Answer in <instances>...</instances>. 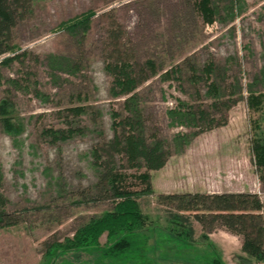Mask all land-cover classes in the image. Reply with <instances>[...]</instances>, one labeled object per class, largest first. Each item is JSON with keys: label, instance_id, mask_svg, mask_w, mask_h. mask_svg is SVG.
<instances>
[{"label": "rangeland", "instance_id": "374dc122", "mask_svg": "<svg viewBox=\"0 0 264 264\" xmlns=\"http://www.w3.org/2000/svg\"><path fill=\"white\" fill-rule=\"evenodd\" d=\"M211 2L220 11L213 23L204 21L196 0H33L31 13L13 30V50L0 57V106L10 104L19 130H6L0 115V210L20 221L0 228V264H51L48 245L73 237L113 207L96 201L102 192L94 153L120 132L116 123L133 115L124 107L127 97L114 95L105 69L111 15L135 59L156 65V75L136 91L146 140L161 141L170 154L150 172L153 193L138 198L151 222L166 227L168 210L157 204L161 194L250 192L264 205L251 151L252 139L264 137V104L258 111L248 106L251 93L264 95V0ZM89 12L94 16L87 32L63 29ZM210 59L226 70L224 90L237 102L225 125L194 135L198 129L175 112L180 104L212 102L202 76ZM77 107L83 114L70 113ZM55 131L67 138L51 136ZM115 164L123 188L144 189L139 176L145 168L121 154ZM194 228L193 244L156 231L140 263L205 264L217 256L241 264L240 237L216 229L206 244L201 226ZM92 258L68 260L85 264Z\"/></svg>", "mask_w": 264, "mask_h": 264}, {"label": "trees", "instance_id": "16d2710c", "mask_svg": "<svg viewBox=\"0 0 264 264\" xmlns=\"http://www.w3.org/2000/svg\"><path fill=\"white\" fill-rule=\"evenodd\" d=\"M33 0H0V57L11 52L13 46V30L31 13ZM197 8L206 23H213L220 11L211 0H196ZM233 12V8H226ZM234 15V14H233ZM94 13H88L63 24L66 31L83 30L90 28ZM107 30L105 69L113 81L114 95L127 97L124 107L131 116L125 117L116 123L115 138L106 146L95 150L96 164L101 172L96 185L102 195L96 201H111L112 209L105 211L98 217L90 219L81 226L71 238L64 242H54L47 246V254L51 264L61 259V264H78L68 260L70 255L78 258H90L82 261L85 264H141V258L149 248V240L155 232H161L171 241L182 240L193 244L195 240L194 223L202 228L200 236L203 243L209 242V236L216 229L242 239L241 264H255L264 262V205L257 194L241 193H184L161 194L157 196V204L168 210L166 227L159 228L153 224L150 217L142 210L138 198L143 194H152L150 172L160 170L166 163L169 152L161 141L149 143L143 132L141 112L138 109L137 93L140 86L156 75V65L153 61L140 63L123 40L125 30L111 15V23ZM17 58V57H16ZM174 71H167L169 78ZM204 81L208 83V94L212 102L207 107H195L180 104L175 114L186 124L195 127L194 135L213 130L227 122L228 111L236 104V99L227 95L224 90L227 72L213 59H210L202 70ZM203 79V78H202ZM264 104V95L251 93L248 97V106L252 110L261 108ZM10 104L3 102L0 106V115L3 116L4 127L9 132L17 133L12 117ZM84 108L70 109L73 115H81ZM115 118L117 114L113 115ZM57 139H66L64 131L50 133ZM251 151L257 168V176L264 187V137L258 136L251 141ZM123 155L127 162L134 167H143L146 172L139 176L144 189L141 192L123 188L122 175L116 170L115 158ZM19 220L4 210H0V228H9L19 225ZM106 235V243L100 239ZM146 249V250H145ZM58 263V262H57ZM81 263V262H80ZM205 264H225L219 257L214 256Z\"/></svg>", "mask_w": 264, "mask_h": 264}]
</instances>
